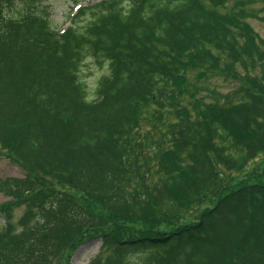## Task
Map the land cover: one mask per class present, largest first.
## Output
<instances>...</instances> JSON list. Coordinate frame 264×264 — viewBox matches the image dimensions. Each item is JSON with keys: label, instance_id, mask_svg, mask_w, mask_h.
<instances>
[{"label": "trees", "instance_id": "16d2710c", "mask_svg": "<svg viewBox=\"0 0 264 264\" xmlns=\"http://www.w3.org/2000/svg\"><path fill=\"white\" fill-rule=\"evenodd\" d=\"M253 2L99 0L59 31L40 0H0V151L26 170L0 179V264H69L90 238L88 264H264V179L223 174L264 154ZM89 57L109 68L92 96ZM190 71L242 83L205 98ZM203 193L196 220L151 229Z\"/></svg>", "mask_w": 264, "mask_h": 264}, {"label": "rangeland", "instance_id": "374dc122", "mask_svg": "<svg viewBox=\"0 0 264 264\" xmlns=\"http://www.w3.org/2000/svg\"><path fill=\"white\" fill-rule=\"evenodd\" d=\"M99 0H40V6H46L50 13V20L52 26L56 30H63L69 25V17L72 11V7L75 5L77 6H85L87 4H93ZM247 1V0H245ZM252 4L249 6L251 8H255L257 10L258 16H264V2H261L260 0H253ZM233 1L228 3L231 4ZM250 3V2H246ZM23 6H18V8H22ZM247 23L250 25V27L256 32L258 35V38L263 42L264 45V21L260 18H247ZM80 24H84V21H82ZM239 73L243 74L245 71L242 67L237 66L236 67ZM109 71L107 62H102V64L99 66L97 62L92 58L89 57L82 65L80 75L82 77V81L86 84L88 94L92 96L95 92V89L97 87V83L99 79L107 74ZM259 71V69L255 70ZM195 72V71H194ZM193 71L189 72V76L191 78V82H195L196 84L200 85L202 87L201 95H203L205 98L209 95V92L211 91H219L223 94H227L232 92L233 89H235L240 83H242V78H237L235 80L233 79H225L220 75H210L208 80L206 81H199L196 82L197 79H195ZM250 72V71H249ZM256 74V72H251V74ZM252 77V75H250ZM230 140L227 138H223L220 143L225 144L228 146V152L233 156L234 158L239 157V153L235 152L233 149L230 148L229 142ZM26 174V170L20 166L19 164L15 163L14 161L10 160L8 157H6L5 152L0 151V179H3L8 176L12 177H23ZM224 177L226 178L227 182L234 184L235 182L239 180H243L245 177H251V176H259L264 179V154H257L254 158L249 159L244 167L239 171H225L223 172ZM200 198L197 201H188L181 203V210L177 217H174L172 222H174L175 225L168 223H161L158 226H155L151 229H160L161 231H165L168 229H171L172 227L176 225H180L186 222H192L196 220L198 217V214L205 208L212 204L213 199L209 193H203ZM8 200L7 197H5L0 192V203ZM186 207L185 210L183 208ZM183 210V211H182ZM164 210H162L163 212ZM21 213V209L16 211V216H18ZM2 223V221H0ZM121 221H118L117 225H121ZM125 224H128L129 227L138 229L140 231H145V229H149L150 226L149 223L144 222H126ZM108 227V226H107ZM100 246V240L99 238H90L86 241H84L82 244L74 247L71 249V252L67 259H69V264H88L89 260L98 252ZM59 264H65V261L63 259L59 260Z\"/></svg>", "mask_w": 264, "mask_h": 264}]
</instances>
